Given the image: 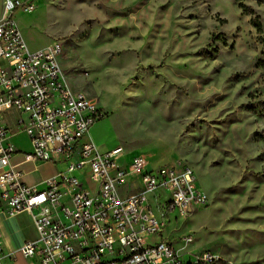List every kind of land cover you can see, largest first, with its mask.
<instances>
[{"label": "rangeland", "instance_id": "obj_1", "mask_svg": "<svg viewBox=\"0 0 264 264\" xmlns=\"http://www.w3.org/2000/svg\"><path fill=\"white\" fill-rule=\"evenodd\" d=\"M21 1L34 9L15 13L29 48L62 43L67 83L105 113L90 128L100 151L194 170L208 200L173 214L163 238L221 264H264V42L253 23L264 30V0Z\"/></svg>", "mask_w": 264, "mask_h": 264}, {"label": "built area", "instance_id": "obj_2", "mask_svg": "<svg viewBox=\"0 0 264 264\" xmlns=\"http://www.w3.org/2000/svg\"><path fill=\"white\" fill-rule=\"evenodd\" d=\"M32 8L4 0L0 20V211L30 212L39 234L18 253L40 264H221L210 250L179 251L163 238L173 214L187 217L208 200L194 170L181 162L152 168L139 154L126 161L122 146L100 151L90 128L105 113L67 83L62 43L29 48L15 13ZM13 111L19 114L14 129L5 121ZM18 132L32 145L26 161L64 163L66 170L43 187L25 184L9 142ZM152 237L160 240L148 242ZM180 240L185 247L195 241L192 234ZM2 251L0 238V264Z\"/></svg>", "mask_w": 264, "mask_h": 264}, {"label": "crops", "instance_id": "obj_3", "mask_svg": "<svg viewBox=\"0 0 264 264\" xmlns=\"http://www.w3.org/2000/svg\"><path fill=\"white\" fill-rule=\"evenodd\" d=\"M18 117L19 114L13 111L5 116V121L12 129H14ZM20 135L24 139L23 144L16 143L14 141V137H18ZM9 142H11L18 151L12 158V164L16 167V169L23 172L22 180L25 184L43 187V181L46 178L56 175L61 170L62 164L42 162L38 160H25L23 153L31 151L32 145L30 144V139L24 132L14 134L9 139ZM147 152L149 153L147 156L143 154L139 155L145 157L149 167L156 168L163 165V163H160L155 154L151 153V151ZM132 155L133 154L127 153L125 160L128 161ZM0 238L3 249L2 264H40L37 258H24L18 253L19 248L26 242L38 240L39 238L34 218L30 212L23 211L11 215L5 210L0 211ZM12 254H15L16 257L12 258Z\"/></svg>", "mask_w": 264, "mask_h": 264}, {"label": "trees", "instance_id": "obj_4", "mask_svg": "<svg viewBox=\"0 0 264 264\" xmlns=\"http://www.w3.org/2000/svg\"><path fill=\"white\" fill-rule=\"evenodd\" d=\"M240 7H242L244 9V11H248L247 8H245V6L241 3ZM253 23L255 24V26L257 27L258 32L261 34L262 40L264 42V30L262 28V25L260 22L253 20ZM263 34V35H262ZM258 65L261 66L264 69V59H261L258 61ZM261 111L262 113H264V101L261 102Z\"/></svg>", "mask_w": 264, "mask_h": 264}, {"label": "bare ground", "instance_id": "obj_5", "mask_svg": "<svg viewBox=\"0 0 264 264\" xmlns=\"http://www.w3.org/2000/svg\"><path fill=\"white\" fill-rule=\"evenodd\" d=\"M36 6V5H35ZM34 10V9H33ZM33 10H31L30 12H32Z\"/></svg>", "mask_w": 264, "mask_h": 264}]
</instances>
